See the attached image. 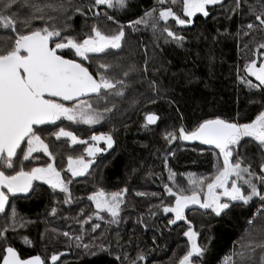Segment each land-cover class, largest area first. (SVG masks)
<instances>
[{
    "label": "trees",
    "instance_id": "obj_1",
    "mask_svg": "<svg viewBox=\"0 0 264 264\" xmlns=\"http://www.w3.org/2000/svg\"><path fill=\"white\" fill-rule=\"evenodd\" d=\"M35 2L41 6L51 4L58 7L62 3L67 5L68 0ZM92 2L93 0H72V6L82 7L88 19L85 26V18L75 15L68 21L74 31L70 30L68 34L82 39V32H89L93 23H98L102 31L118 30L117 24L108 21L104 16V12H107L119 24L125 25L127 35L131 32L127 27L129 21L139 19L145 11L153 7H157L159 11L156 0L129 1L123 13L102 6L89 11L88 7ZM248 2L255 3V0ZM223 5V8L219 5L210 6V15L207 18L197 14L192 18L191 25L179 26L169 19L168 27L185 38L182 47L172 42L166 33L157 32L153 35L151 28L138 26L136 32L144 36L147 46L151 47L159 59L158 66L153 64L155 74L151 75L152 81L156 82L159 96L146 82L125 81L129 87L125 90L124 97L110 98V102L113 100L118 103L114 104L115 107L107 105L112 111L99 125L75 127L57 121L56 125L46 126L49 132L59 128V125L70 127V132L88 142L92 135L111 132L109 134L114 139V146L93 159L94 163L86 175L71 181V199L68 203L64 200L65 193L53 191L49 186L40 183H37L34 192L19 197L15 201L16 209L21 216L29 219V223L15 231L9 228L7 245L0 243V256L4 246H12L21 257L39 255L45 264L51 255L63 251L66 252L62 256L63 264H121V261L115 260V256H121L123 261L125 254L129 259H135L139 252H143L161 264H172L170 256L174 253V247L177 246L178 251L181 246L189 247V242L183 235L188 226L183 222L168 229L163 222L159 224L158 221H152L150 225H146V221L152 217L150 212L156 209L157 202L163 195L161 191L164 185L173 186L174 181L180 187L188 182L190 175H214L217 159L210 146L178 139L167 141L165 130L183 126L191 131L202 120L216 117L230 122L250 123L264 109V92L248 88L240 79L245 78L256 84L244 71L245 64L255 58V45L250 42V37L243 36V32L239 37L235 35L253 18L247 15L248 10L245 7L243 12L228 19L227 10L234 7V0H223ZM167 6L171 5L166 3L165 7ZM172 7L182 16L180 5ZM95 11L101 13L99 21L93 18ZM45 13L53 17L62 15L61 12L49 8H45ZM24 14L21 13L22 16ZM68 15H72L71 10ZM54 22L57 27L63 26L60 20ZM35 26H42V22L36 21ZM163 26L164 22L161 21L160 27ZM226 29L232 35H218V31L223 33ZM11 35V32L0 29V45ZM254 35L258 41L264 38L259 33ZM245 44L249 47L245 48ZM185 71L188 72L186 75ZM153 99L156 100L155 103L151 102ZM147 112L157 114L159 119L155 125L144 127V113ZM60 141H56L52 135H49L48 141L45 139L50 147L54 146L50 150L55 155V166H59V158L66 153L65 148L60 150L56 147ZM84 145L76 144L67 150ZM240 150L241 155L246 157L245 161L254 160L253 167L258 170L260 153L258 154L256 147L243 142ZM33 156L44 164L50 162L41 153H34ZM170 171L175 174L173 180L169 179ZM97 183L100 186L97 190L102 188L114 193L127 189L120 208L119 223H109L111 217L108 213L100 215L101 219L95 216L93 204L88 197L93 194V187ZM255 207H261V202L257 199L248 206H234L226 216L206 220L204 224L207 226V234L201 246H206L207 251L203 258L196 260V264H241L239 253H244L245 257L251 256L249 264H259V258L264 255V251L256 247L255 253H251L250 249L264 243V215H257L251 226L247 223L253 217ZM53 208L56 209L55 214L52 213ZM194 209L197 208L189 210ZM186 216L188 219V215ZM138 218H142L143 225L138 223ZM84 223L83 234L81 226ZM191 223L195 231L196 223ZM94 224L100 225L95 231ZM65 232L69 234L68 237L63 235ZM24 237L31 243L25 244ZM76 237L80 239L77 240ZM201 237L203 238V234ZM85 244L90 248L86 250L83 247ZM100 244L110 246L112 255H89L90 251L95 250L91 246ZM184 254L179 251L177 261ZM150 263L151 260L147 259L146 264ZM124 264L128 262L124 261Z\"/></svg>",
    "mask_w": 264,
    "mask_h": 264
},
{
    "label": "snow or ice",
    "instance_id": "obj_2",
    "mask_svg": "<svg viewBox=\"0 0 264 264\" xmlns=\"http://www.w3.org/2000/svg\"><path fill=\"white\" fill-rule=\"evenodd\" d=\"M156 3L159 11L157 7L145 11L139 19L129 21L127 27L137 31L138 26L143 25L145 28H151L153 35L157 32L166 33L179 47L183 46L185 38L168 27L170 18L176 25L187 26L193 23L192 18L197 14L207 18L210 15V6L219 5L222 8L224 6L223 0H156ZM166 3L171 6L165 7ZM176 5L181 6L182 16L173 10L172 6ZM100 6L124 10L128 7V0H93L88 10L92 11ZM245 7L248 10L247 15L253 19L243 25L235 35L239 37L243 32V36L250 37V42L255 45L253 55L256 58L245 64L244 71L258 83L254 84L245 78L240 79L248 88L264 92V60H261V57H264V38L258 41L254 35L259 33L264 37V0H255V3L234 0V7L227 10V18L232 19L243 12ZM45 8L61 12L62 15L58 17L47 15ZM21 10H25L26 14L21 16ZM70 10L72 15H68ZM77 14L85 18L87 26V13L82 7H73L72 0H68L67 5L62 3L58 7L51 4L41 6L35 0H0V29L12 33L5 43L0 45V214L6 213L10 196L15 197L18 193L27 196L34 192L37 187L34 182H42L53 191L65 193V203H68L71 199L69 191L71 178L84 176L94 161L86 160L83 156L75 159L68 157L67 172L71 173V177L66 181L55 166V155L43 138L45 133L54 136L56 141H60L62 137L68 138L73 145L88 144V141L78 139L63 127L56 132H49L46 126L56 125L57 121L63 120L88 126L98 124L104 119V113L112 111V108L107 106L110 98L124 97L125 90L129 87L125 78H128L130 72L135 69L129 68L126 71L121 69L123 78H118L110 73H115L120 65L106 63L102 59L110 50L122 48L125 25L119 24L113 16L104 12L108 21L117 24L118 30L109 34L102 31L98 23H93L89 32H82L81 39L68 34L70 30L74 31L68 21ZM100 17L99 11L93 12L95 20L99 21ZM57 20L62 22V27H57L54 22ZM36 21H41L42 26H35ZM49 21L53 23L50 24ZM161 21L164 22L162 28ZM218 35L232 34L226 29L223 33L218 31ZM9 40L10 43L7 42ZM244 47L248 48L249 45L245 44ZM94 60L98 63L94 70H90ZM143 71L145 73L148 71L147 60ZM149 87L159 96L155 81H150ZM151 102L155 103L156 100L153 99ZM101 105H104L103 112L99 110ZM144 119V127H148L156 124L159 117L155 113H148ZM177 138L184 141H199L210 146L217 159L214 176L194 178L190 175L188 189L176 186L174 181L175 191L173 187L164 185L165 193L169 197H174V203L165 205L161 197V204L156 206L161 208L164 214H173V218L168 220L169 226L177 225L178 222L188 226L183 235L187 238L189 247L180 257L178 264H196V260L205 255L207 247L198 243L199 234L193 230L191 221L187 219L185 214L187 209L198 206L199 209L210 210L216 217H221L228 215L237 204L248 206L250 202L258 199L261 207L247 221L248 225L254 224L257 215H264V110H261L250 123L230 122L216 117L202 120L191 131L181 126L178 134L176 132L165 134V139L169 142ZM245 138L256 142L260 149L258 171L253 168L251 162L246 163V157L240 153ZM90 140L94 143L85 149L88 157H94L96 153L102 151L95 147L96 142L103 141L108 149L114 146L111 135H92ZM34 153H43L50 162L45 166L28 168L26 162L32 163L35 159ZM165 166L167 167V160ZM174 175L170 171L169 179L173 180ZM186 192L191 194L187 195ZM126 193L125 188L110 194L102 189L91 194L88 199L95 204L97 219L102 218L100 212H107L111 217L109 223H119L120 208ZM52 213H56L55 208L52 209ZM150 214L155 215L154 212ZM16 217L17 213L13 207L9 217L12 223L0 229V243L7 245L9 228L15 231L17 227L24 226ZM138 223H143L142 218H138ZM99 227V224H94L93 231ZM63 235L69 236L67 232ZM76 239L79 240L80 237ZM24 242L31 243L27 237H24ZM83 247L86 250L90 248L87 244ZM91 247L95 249L89 252L91 256L112 255L110 246L100 244ZM256 247L264 251V243H261L251 247V253H255ZM2 251L3 255L0 256L2 264H45L39 255L21 257L12 246H4ZM238 255L241 256V264H249L251 256L245 257L244 253ZM59 258V255L53 254L50 258L51 264H56ZM115 260L121 261V264H124V261L128 264H145L147 256L139 252L135 259H129L125 254L123 261L119 255L115 256ZM259 264H264V255L260 256Z\"/></svg>",
    "mask_w": 264,
    "mask_h": 264
},
{
    "label": "rangeland",
    "instance_id": "obj_3",
    "mask_svg": "<svg viewBox=\"0 0 264 264\" xmlns=\"http://www.w3.org/2000/svg\"><path fill=\"white\" fill-rule=\"evenodd\" d=\"M129 1H132V0H128V2ZM102 7H104V6H102ZM108 10H113V9H108ZM115 11H117L118 13H123V12H125V9L124 10L116 9ZM21 13H25L26 14V12L24 10H21ZM114 31H116V30L115 29H109V31H105V32H108L109 34H112V32H114ZM135 39H136V42H135ZM137 42H138V45H136ZM147 44L148 43L144 39V36H142L141 34H139V32L132 31V29H131V32L129 34L125 35V40L123 41L122 48L120 50H110L109 53H108V55L102 56V59H103L104 62L111 63L113 65H120V68L116 69L115 73H110V74H115L118 78H123L122 77V71H121V69L124 70V71H126L129 68H134L135 71L130 72L129 77L128 78H125V81H133V82H135V81L141 80L143 83L146 82L147 84H149V82L153 80L152 77H151V75H154L155 74L153 64H155L156 66H158L160 63H159V59H158L157 54L154 51H152L151 47L147 46ZM146 60H147V69H148L147 73H145L143 71V69L145 67V61ZM261 60H264V57H261ZM259 62H260V60H258V65L257 66H259ZM96 63H98V61H96V60H94L92 62V68H93V70L95 68ZM187 73L188 72H186L185 75ZM251 78L254 80V82L256 84L258 83V81H256L254 77H251ZM116 103H118V102L112 100L108 104L114 105ZM103 107H104V105H101L100 106V109L99 110L101 112H103ZM108 113H104V119L101 120L100 123H102L107 118V114ZM148 113H152V112L144 113V117ZM63 122L67 126H68V124H70V125H75V127H77V126H79V127H93V126H96V125H99L100 124V123H98V124H95L93 126H88V125H84V124L73 123V122H70V121H67V120H63ZM60 127H63L66 131H69L68 128H70V127H66V126L59 125V128ZM180 127L181 126L171 127V128L166 129L165 131H167V133L168 132H176L178 134V131H179V128ZM59 128L54 129V130H52L50 132H56V131L59 130ZM109 133H111V132H107V133H104V134L105 135H111ZM99 135H101V134H99ZM75 136H77L78 139L83 140L78 135L75 134ZM43 138L44 139H47V141H48L49 134H45V136ZM61 139H65L67 141L66 142L60 141L56 147H58V149H60V150H62V148L63 149L65 148L66 149V153H64V155L61 158H59V160H58L59 161V166L56 164V167H57L58 170L61 171L62 177L66 181L71 177V173H68L67 172L68 157L71 156L73 159H75V158H78V157L83 156L86 160L87 159H92L93 160L97 155L100 156L101 154L106 153L109 150L107 148V145L103 141L96 142L95 143V147H98V148L102 149V151L96 153V155L94 157H88L85 149L88 146H90V145H92L94 143L90 139H89L88 144H85L84 147L72 148V150H70V151L67 150V149H69V148H71V146H73V144L71 143V141L68 138H64V137H62ZM177 139L179 141H182V139H179V138H177ZM85 141H87V140H85ZM244 143H247L248 145H253L258 150V154L260 153V149L258 148L256 142L251 141L249 138H245V142ZM53 147H50V149L53 148ZM240 153H241V150H240ZM41 154H43V153H41ZM245 162L248 163L247 161H245ZM250 162L252 163V162H254V160H251ZM220 163H222V158H220ZM26 165H27L28 168H30V167L45 166L46 164H44L38 158H35L32 161L31 164H27V162H26ZM252 165H253V163H252ZM91 166L89 167L88 172H89ZM253 168L256 170L255 167H253ZM212 176H214V175L212 174L210 176L209 175H201V176H192V177H194V178H200V177H212ZM82 177L83 176L72 177L71 178V181L74 180V179H77V178H82ZM37 183L43 184L42 182H36L35 185H37ZM169 187H173V186H169ZM180 187L181 188L188 189L190 187V185H189L188 182H184V184H181ZM99 188H100L99 183H97L96 184V187L95 188L93 187V191L94 192L95 191H99V190H97ZM173 190L174 191L176 190L175 187H173ZM57 191H59V190H57ZM103 191H104V189H103ZM104 192H107V191H104ZM161 192L163 193L162 198H163V203L165 205L173 204L174 203V197L167 196V194L164 191V186H163V189H162ZM185 194L190 195L191 193L190 192H186ZM22 196H25V194L18 193L15 197L10 196V198H9V204L6 205V213L5 214H0V229H3L5 226H7V225H9V224L12 223V221H11V219L9 217L11 215V210H12L13 207L15 208L16 213H17V217H16L17 218V221L20 222V223H23L24 224L23 227H25V225H27L29 223V219L26 216H21L20 213H18V211L16 209V205H15L16 202L15 201L19 197L21 198ZM59 197L61 198V196H59ZM251 203H253V202H250V204ZM160 204H161V199L157 202V205H160ZM237 205H239V204H237ZM257 208L258 207H255V209H254L255 210V213L257 212ZM154 213H155V215L154 216L152 215V217L150 218V220L149 221H146V223H147L146 225H150L152 223V221L153 222H157L158 221L159 224H162V222L164 224H166V226H167L168 229H170V228H172V227L175 226V225H172V226H169L168 225V220L170 218H173V214H171V213L164 214L162 212V209L159 208V207H156V209L154 210ZM185 214L188 215L189 221H194L196 223L195 231L199 234L198 237H197V241H198V243L200 245H203L204 244V238L206 237L205 234H207V231H206V227L207 226L205 225L206 222H207L206 220H208L211 217H216V216L210 210L205 211V210L199 209V208L194 209V210H188V211L185 212ZM144 217H143V219H144ZM201 221H203V222H201ZM142 225H143V223H142ZM177 226H178V223H177ZM23 227H17V229H20V228H23ZM148 229H150V228H148ZM148 229H147V231H151V230H148ZM84 232H85V229H84ZM84 232H83V234H84ZM202 234H203V238L201 237ZM201 241H202V243H200ZM183 247L184 248H182V246H181V248H180L179 251H182V253H185L188 250V247L186 245H184ZM179 251H178L177 246H175L174 247V253H171L172 256H170V260L172 261V264H178L177 255H178V252ZM65 253L66 252L63 251V252H60V253L57 254V255H59L60 258L56 262V264H63L62 256L65 255ZM51 256L48 258V260H46V264H51V259H50ZM25 258H27V257H25ZM147 259L151 260V263L150 264H161L160 261H155L153 259V257H151L150 255H147ZM145 264H146V262H145ZM162 264H168V263H162Z\"/></svg>",
    "mask_w": 264,
    "mask_h": 264
},
{
    "label": "water",
    "instance_id": "obj_4",
    "mask_svg": "<svg viewBox=\"0 0 264 264\" xmlns=\"http://www.w3.org/2000/svg\"><path fill=\"white\" fill-rule=\"evenodd\" d=\"M154 125H155V124H154ZM190 142H196V143H198V144H201L199 141H190ZM201 145H203V144H201ZM205 146H208V145H205ZM195 207H197V206H192L190 209L195 208ZM188 210H189V209H187L186 211H188ZM92 219H95V217H92ZM85 224H86V223L82 224V226H81V230H82V232H84ZM32 256H35V255H32ZM32 256H29V257H32ZM29 257H27V258H29Z\"/></svg>",
    "mask_w": 264,
    "mask_h": 264
},
{
    "label": "flooded vegetation",
    "instance_id": "obj_5",
    "mask_svg": "<svg viewBox=\"0 0 264 264\" xmlns=\"http://www.w3.org/2000/svg\"><path fill=\"white\" fill-rule=\"evenodd\" d=\"M5 191H6V190H5ZM95 192H97V191H95ZM93 193H94V192H93ZM105 193L110 194V193H113V192L107 191V192H105ZM91 202H92V201H91ZM92 204H93V208H94V210H95V216H96L97 209H96L95 204H94L93 202H92ZM195 208H198V206L195 207ZM104 213H107V212H100L99 215H102V214H104ZM1 264H2V263H1Z\"/></svg>",
    "mask_w": 264,
    "mask_h": 264
}]
</instances>
